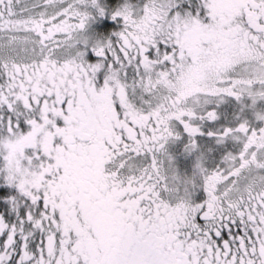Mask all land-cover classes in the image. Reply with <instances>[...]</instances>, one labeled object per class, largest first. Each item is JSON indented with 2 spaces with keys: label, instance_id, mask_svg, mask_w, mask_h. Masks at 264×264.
I'll return each mask as SVG.
<instances>
[{
  "label": "snow or ice",
  "instance_id": "obj_1",
  "mask_svg": "<svg viewBox=\"0 0 264 264\" xmlns=\"http://www.w3.org/2000/svg\"><path fill=\"white\" fill-rule=\"evenodd\" d=\"M0 264H264V0H0Z\"/></svg>",
  "mask_w": 264,
  "mask_h": 264
},
{
  "label": "flooded vegetation",
  "instance_id": "obj_2",
  "mask_svg": "<svg viewBox=\"0 0 264 264\" xmlns=\"http://www.w3.org/2000/svg\"><path fill=\"white\" fill-rule=\"evenodd\" d=\"M103 2L108 6H114L119 2V0H103ZM115 27V23L105 17L93 23L90 30L97 34L106 35L110 31H114ZM180 169L181 171L190 170L187 161H185L182 157L180 158ZM197 198L199 199L200 197L198 196Z\"/></svg>",
  "mask_w": 264,
  "mask_h": 264
}]
</instances>
